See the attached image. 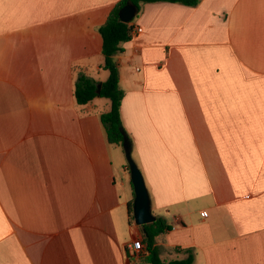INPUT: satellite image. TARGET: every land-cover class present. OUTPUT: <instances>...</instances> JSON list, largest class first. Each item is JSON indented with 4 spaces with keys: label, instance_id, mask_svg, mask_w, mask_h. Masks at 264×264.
<instances>
[{
    "label": "crops",
    "instance_id": "obj_1",
    "mask_svg": "<svg viewBox=\"0 0 264 264\" xmlns=\"http://www.w3.org/2000/svg\"><path fill=\"white\" fill-rule=\"evenodd\" d=\"M120 1L0 0V264H150L111 102L75 97L79 75L109 77L99 28ZM130 24L121 115L171 226L160 257L264 264V0L143 3Z\"/></svg>",
    "mask_w": 264,
    "mask_h": 264
},
{
    "label": "trees",
    "instance_id": "obj_2",
    "mask_svg": "<svg viewBox=\"0 0 264 264\" xmlns=\"http://www.w3.org/2000/svg\"><path fill=\"white\" fill-rule=\"evenodd\" d=\"M161 1L181 3L189 6H196L199 3V0H121L112 9L106 22L99 28L103 38V54L105 57L103 67L110 73L108 79L104 82H99L92 77L81 74L76 80L75 97L79 104H86L99 96L110 100L111 108L108 112L101 115V120L106 128L108 139L111 144L123 146L126 137L131 141L123 125L121 115V107L125 92L120 87L119 67L115 60V56L122 53L125 50L124 44L131 40L133 25L123 22L120 19L119 11L127 3L135 5L138 11H140L143 3ZM99 85H101L100 92H98ZM131 185L134 192L132 181ZM133 204L134 199L129 204V211L132 219H134ZM170 229L171 226L161 216H157L154 222L143 225L145 242L149 251L148 255L144 257V260L150 264H195V251L193 248L178 249L185 254V257L182 259L165 261L160 257V250L158 246L155 245L156 239L159 235Z\"/></svg>",
    "mask_w": 264,
    "mask_h": 264
},
{
    "label": "water",
    "instance_id": "obj_3",
    "mask_svg": "<svg viewBox=\"0 0 264 264\" xmlns=\"http://www.w3.org/2000/svg\"><path fill=\"white\" fill-rule=\"evenodd\" d=\"M135 5L127 3L119 11L120 19L125 23H130L138 14ZM101 90L99 85L98 92ZM123 148L130 169L131 180L134 186L135 199L133 204V214L138 225H145L154 222L157 217L152 210V200L143 172L133 157V146L128 138H125Z\"/></svg>",
    "mask_w": 264,
    "mask_h": 264
},
{
    "label": "built area",
    "instance_id": "obj_4",
    "mask_svg": "<svg viewBox=\"0 0 264 264\" xmlns=\"http://www.w3.org/2000/svg\"><path fill=\"white\" fill-rule=\"evenodd\" d=\"M131 25V24H130ZM141 32L142 31V28H137L135 29L134 27L132 28V31L131 33H134V32ZM129 250L131 252V254L133 256H136V255H140L142 254L143 252H145L146 250V246L143 242L142 239H135L132 244L129 246Z\"/></svg>",
    "mask_w": 264,
    "mask_h": 264
},
{
    "label": "rangeland",
    "instance_id": "obj_5",
    "mask_svg": "<svg viewBox=\"0 0 264 264\" xmlns=\"http://www.w3.org/2000/svg\"><path fill=\"white\" fill-rule=\"evenodd\" d=\"M123 156H124V158H125V163H127L126 156H125L124 153H123ZM133 157H134L135 159H138L137 153H134V154H133ZM128 171H129V176L131 177V175H130L129 165H128ZM133 198H134V195H133ZM132 200H133V199H132Z\"/></svg>",
    "mask_w": 264,
    "mask_h": 264
}]
</instances>
